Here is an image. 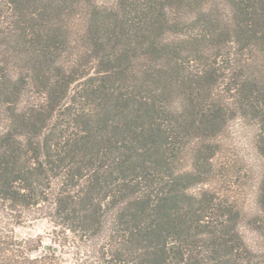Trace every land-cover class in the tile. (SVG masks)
I'll return each mask as SVG.
<instances>
[{"label":"trees","instance_id":"trees-1","mask_svg":"<svg viewBox=\"0 0 264 264\" xmlns=\"http://www.w3.org/2000/svg\"><path fill=\"white\" fill-rule=\"evenodd\" d=\"M238 118L255 246L232 196L193 191ZM35 209L105 235L97 264H264V0H0V264H67L14 240Z\"/></svg>","mask_w":264,"mask_h":264},{"label":"rangeland","instance_id":"rangeland-1","mask_svg":"<svg viewBox=\"0 0 264 264\" xmlns=\"http://www.w3.org/2000/svg\"><path fill=\"white\" fill-rule=\"evenodd\" d=\"M114 0H98L112 4ZM216 142L219 151L214 158L215 175L206 185H198L193 191L209 189L232 196L243 213L239 229L246 242L255 246L258 237L250 230L248 222L257 213L258 186L263 171V161L255 147V129L241 119L227 125ZM190 157V156H188ZM184 156L181 167L190 164ZM0 210V236L7 233V218ZM46 211L35 209L29 212L28 220L22 225H10L14 240H33L43 246L50 245L62 251L67 264H97L99 249L106 242L105 235L89 240L70 233L53 218L44 217Z\"/></svg>","mask_w":264,"mask_h":264},{"label":"water","instance_id":"water-1","mask_svg":"<svg viewBox=\"0 0 264 264\" xmlns=\"http://www.w3.org/2000/svg\"><path fill=\"white\" fill-rule=\"evenodd\" d=\"M43 249H44L45 251H49V250H51V246H50V245H44V246H43ZM53 250H54L55 252H57V251H58V248H53Z\"/></svg>","mask_w":264,"mask_h":264}]
</instances>
